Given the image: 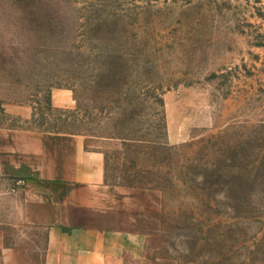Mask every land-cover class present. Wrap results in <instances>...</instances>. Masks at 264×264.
Here are the masks:
<instances>
[{
    "label": "rangeland",
    "instance_id": "rangeland-1",
    "mask_svg": "<svg viewBox=\"0 0 264 264\" xmlns=\"http://www.w3.org/2000/svg\"><path fill=\"white\" fill-rule=\"evenodd\" d=\"M2 103L155 191L146 264H264V0H0ZM17 189L0 177V264H44Z\"/></svg>",
    "mask_w": 264,
    "mask_h": 264
},
{
    "label": "crops",
    "instance_id": "crops-1",
    "mask_svg": "<svg viewBox=\"0 0 264 264\" xmlns=\"http://www.w3.org/2000/svg\"><path fill=\"white\" fill-rule=\"evenodd\" d=\"M73 104L69 91L50 94L51 108ZM0 117L22 125H0V177L16 181L29 224L46 229L44 264L150 261L142 218L159 215L154 190L108 183L102 150L71 132L30 128L29 105L2 103Z\"/></svg>",
    "mask_w": 264,
    "mask_h": 264
}]
</instances>
